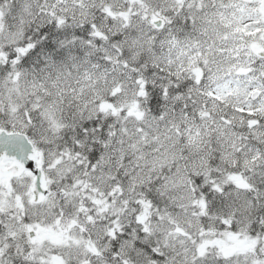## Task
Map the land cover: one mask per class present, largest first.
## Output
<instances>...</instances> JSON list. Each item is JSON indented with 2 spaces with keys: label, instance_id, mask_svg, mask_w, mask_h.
Instances as JSON below:
<instances>
[{
  "label": "snow or ice",
  "instance_id": "6c2138e0",
  "mask_svg": "<svg viewBox=\"0 0 264 264\" xmlns=\"http://www.w3.org/2000/svg\"><path fill=\"white\" fill-rule=\"evenodd\" d=\"M0 264H264V0H0Z\"/></svg>",
  "mask_w": 264,
  "mask_h": 264
}]
</instances>
